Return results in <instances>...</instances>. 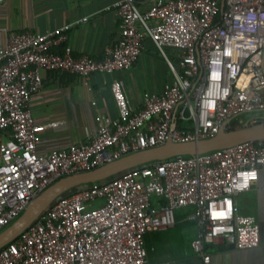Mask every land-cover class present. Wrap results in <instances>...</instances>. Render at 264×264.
Wrapping results in <instances>:
<instances>
[{
	"label": "built area",
	"instance_id": "built-area-1",
	"mask_svg": "<svg viewBox=\"0 0 264 264\" xmlns=\"http://www.w3.org/2000/svg\"><path fill=\"white\" fill-rule=\"evenodd\" d=\"M138 1L115 2L119 38L99 59L74 55L65 45L66 27L23 31L0 45V131L7 136L0 143V232L61 177L168 138H211L225 122L264 111V0H154L144 12ZM146 38L165 57L172 81L144 96L135 112L128 110L121 84L112 81L118 118L97 114L96 131L85 143L39 153L37 134L46 125L34 122L30 103L43 72L88 78L128 69ZM165 48L177 52L174 60ZM178 120L191 121L192 129H178ZM262 166L264 139L161 160L89 184L59 198L0 248V264H170L147 260L144 236L173 226L175 212L190 206L200 228L191 247L202 264H210L204 247L218 237L238 249L258 245L259 224L238 211L234 198L251 188ZM155 197L166 203L151 206Z\"/></svg>",
	"mask_w": 264,
	"mask_h": 264
},
{
	"label": "crops",
	"instance_id": "crops-1",
	"mask_svg": "<svg viewBox=\"0 0 264 264\" xmlns=\"http://www.w3.org/2000/svg\"><path fill=\"white\" fill-rule=\"evenodd\" d=\"M117 1L1 0L0 45L5 46L13 34L23 31L44 33L66 27L65 45L74 55L99 59L119 38L120 19L114 5ZM153 1L139 0L137 6L144 12ZM56 49L60 51L62 47ZM165 49L167 58L174 60L177 52ZM112 81L121 84L127 108L135 112L142 108L144 96L160 93L172 81V74L165 57L150 38L144 40L137 61L128 69L93 73L88 78L44 71L42 85L30 103L34 122L46 125L37 134V151L46 154L85 143L96 131L97 114L113 120L118 118L119 109L110 88ZM5 141L7 136L0 131V143ZM234 200L241 214L253 216L259 224V243L252 248L238 249L228 237H218L207 246L210 264H264V166L259 168L251 188L237 194ZM193 211V206L179 209L173 226L145 234L148 261L202 264L200 254L191 247L200 231ZM182 228L187 232L185 244Z\"/></svg>",
	"mask_w": 264,
	"mask_h": 264
},
{
	"label": "water",
	"instance_id": "water-1",
	"mask_svg": "<svg viewBox=\"0 0 264 264\" xmlns=\"http://www.w3.org/2000/svg\"><path fill=\"white\" fill-rule=\"evenodd\" d=\"M229 122H225L220 131L211 138L185 142H174L168 138L162 145L142 149L91 170L59 178L37 195L25 210L0 232V248L13 240L59 198L89 184L120 177L136 168L161 160L207 153L245 141L255 142L264 139V121L251 122L247 119L241 126L234 128L227 126Z\"/></svg>",
	"mask_w": 264,
	"mask_h": 264
},
{
	"label": "trees",
	"instance_id": "trees-1",
	"mask_svg": "<svg viewBox=\"0 0 264 264\" xmlns=\"http://www.w3.org/2000/svg\"><path fill=\"white\" fill-rule=\"evenodd\" d=\"M245 116H248V115L242 114V115H239V116L233 118L229 122L228 127L229 128H234V127L241 126L245 120L249 119L248 117H245ZM262 121H264V116L263 117L262 116H257V120L255 122H262ZM177 128L178 129H181V130L188 131V130H191L192 129V123H191V121L178 120L177 121ZM105 181H100V182H97V183H103ZM165 203H166V200L164 198L155 197V198H153L151 200V206L163 205ZM208 245H205V247H204V251L205 252L207 250V246Z\"/></svg>",
	"mask_w": 264,
	"mask_h": 264
},
{
	"label": "rangeland",
	"instance_id": "rangeland-1",
	"mask_svg": "<svg viewBox=\"0 0 264 264\" xmlns=\"http://www.w3.org/2000/svg\"><path fill=\"white\" fill-rule=\"evenodd\" d=\"M166 50V49H165ZM251 115H256V116H264V111H258V112H254L253 114H249L248 116H245V117H250ZM180 232L182 233V235H183V237H184V239H185V241H184V244H185V242H186V236H187V232L185 231V228H182V229H180ZM186 246V245H185Z\"/></svg>",
	"mask_w": 264,
	"mask_h": 264
}]
</instances>
